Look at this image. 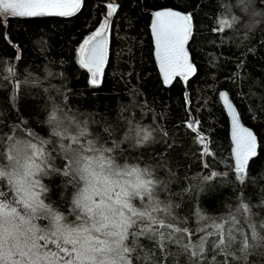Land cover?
I'll return each mask as SVG.
<instances>
[{
  "label": "trees",
  "instance_id": "1",
  "mask_svg": "<svg viewBox=\"0 0 264 264\" xmlns=\"http://www.w3.org/2000/svg\"><path fill=\"white\" fill-rule=\"evenodd\" d=\"M109 3L117 10L108 18L107 63L93 87L75 49L108 17ZM165 7L191 15L187 48L196 68L187 80L176 77L170 86L156 69L149 31V12ZM233 16L236 23L220 31V21ZM222 91L258 140L244 184L235 179ZM54 108L86 125L90 138L105 146L118 143L112 153L117 164L150 168L164 181L167 190L160 199L179 204L174 215L192 233L185 239H216L212 221L200 220V211L215 220L243 202L252 207L254 223L264 219V0H250L248 10L240 0H84L68 18L0 17V136L28 139L29 131L59 143L46 123ZM136 129L150 131L151 139L137 143ZM197 132L211 154L202 153ZM212 171L228 176L204 182L201 177ZM42 182L49 189L45 202L66 211L65 197L73 191L67 178L55 173ZM218 223L222 236L230 227L237 236L236 228L248 231L247 225ZM128 243L133 246L131 237ZM134 247L132 264H188L175 242L166 240L161 248L158 238L140 236ZM205 254V264H264L258 249L241 256L235 245L231 255L205 245Z\"/></svg>",
  "mask_w": 264,
  "mask_h": 264
},
{
  "label": "snow or ice",
  "instance_id": "2",
  "mask_svg": "<svg viewBox=\"0 0 264 264\" xmlns=\"http://www.w3.org/2000/svg\"><path fill=\"white\" fill-rule=\"evenodd\" d=\"M240 2L245 10L249 9L250 0ZM81 4L82 0H0V17H68L75 15ZM107 7L111 17L117 6L109 3ZM150 15L155 56L164 85L170 86L175 76L187 80L188 73H196L186 50L192 33L191 15L171 9L156 10ZM108 17L78 49L79 66L91 74L88 83L93 87L100 84L101 66L105 61ZM236 20L235 16L221 20L219 30L232 27ZM3 37L11 43L6 31ZM9 74L14 75L12 69ZM219 99L231 116L235 179L244 184L246 169L258 155L256 137L241 126L229 96L221 92ZM46 123L54 126L51 135L59 143L29 131H26L28 139L0 136V175L7 177L0 179V264H132L130 254L140 236L158 238L161 248L166 240L175 242L188 264H205V245L225 255L232 254L233 245L241 256L256 249L264 255V219L254 223L249 204L242 202L234 212L230 210L228 217L215 220L202 211L197 212L200 220L212 221L216 239L210 242L202 239L199 243L185 239L192 233L174 215L179 204L160 199L159 194L167 190V184L150 168L120 166L112 155L119 148L118 143L105 146L106 142L90 138L87 126L61 109L54 108ZM62 125L67 126V131L75 128V133L66 135ZM134 136L137 143H144L151 139V132L136 129ZM205 139L200 137L201 142ZM21 153L23 165L19 162ZM204 154H211L207 147ZM58 158L64 161L63 165L57 166ZM20 167L24 169L23 174ZM55 173L66 177L73 189L65 197L66 211L45 203L49 189L42 179ZM217 176L227 177L228 173L212 171L201 179L209 182ZM49 217L53 218L50 224L37 223ZM218 221L230 222L233 227L247 225L248 231L236 228L237 236L230 227L228 235L222 236L223 224ZM161 229L169 231L165 233ZM130 237L133 246H129Z\"/></svg>",
  "mask_w": 264,
  "mask_h": 264
},
{
  "label": "water",
  "instance_id": "3",
  "mask_svg": "<svg viewBox=\"0 0 264 264\" xmlns=\"http://www.w3.org/2000/svg\"><path fill=\"white\" fill-rule=\"evenodd\" d=\"M83 1H84V0H82V4H83ZM82 4H81V6H82ZM80 8H81V7H80ZM166 9H171V10H174V11H178V12H180L181 14H186V13H184V12H182V11L177 10V9L167 8V7H165V8H159V9H156V10H166ZM156 10H153V11H156ZM153 11H150L149 13H151V12H153ZM42 17L68 18V17H70V16H68V17H62V16H38V17H18V18H26V19H28V18H42ZM151 21H152V17H151V15H150V20H149V31H150V35H151V39H152V55H153V60H154V62H155L156 69H157L158 74H159V76H160V79H161V81H162V83H163V74H162L161 71H160V66H159V63H158V61H157V59H156V56H155V46H154L153 36H152V32H151V27H150V26H151ZM106 37H107V43H108V36H107V34H106ZM107 43H106V45H105V61H104V63L102 64L101 67H104V66L106 65V63H107ZM186 50H187L188 53H189V50H188V48H187V45H186ZM189 62L192 63L190 53H189ZM192 64H193V63H192ZM192 75H193L192 73H188V76H192ZM176 77H180V76H175V77L172 79V81L170 82V85L172 84V82L174 81V79H175ZM163 84H164V83H163ZM222 92H224V91H222ZM220 93H221V92H220ZM224 93H225V92H224ZM221 103H222V101H221ZM222 105H223V103H222ZM224 110H225V112H226L227 119H228V134H229V141H230V154H231V158H232V164H233V167H234V163H235V161H234V157L232 156V152H231V150H232L233 147H235V145H234L233 142H232V125H231V116L228 114V112H227V110H226L225 108H224ZM239 120H240L241 126L247 128V129H248L249 131H251V132L253 133V135L256 137V142H257V152H258V140H257V136L255 135L254 131H253L250 127L246 126V125L241 121L240 118H239ZM191 126H192V125H191Z\"/></svg>",
  "mask_w": 264,
  "mask_h": 264
},
{
  "label": "rangeland",
  "instance_id": "4",
  "mask_svg": "<svg viewBox=\"0 0 264 264\" xmlns=\"http://www.w3.org/2000/svg\"><path fill=\"white\" fill-rule=\"evenodd\" d=\"M109 18V17H108ZM105 22V19L100 23V25L102 24V23H104ZM99 25V26H100ZM99 26L97 27V28H99ZM97 30V29H96ZM95 30V31H96ZM95 31H93V32H95ZM92 32V33H93ZM91 33V34H92ZM91 34H89V35H87L86 37H84L79 43H78V45H77V47H76V49H75V58H76V61H77V63H78V60H79V56H78V49H79V47H80V45L83 43V41L85 40V39H87ZM79 64V63H78ZM88 75H89V79L91 78V74L88 72ZM75 128H69V133L70 134H74L75 133V131L76 130H74ZM195 130H196V128H195ZM197 131V130H196ZM198 133V135H197V139H198V141H199V143L201 144V146H202V153L204 154V150H205V147H207V139H205L203 142H201V140H200V137L201 136H203V135H201L199 132H197ZM204 137V136H203ZM120 166H123V165H120ZM137 203H138V201H137ZM39 223H41V224H46L47 222L46 221H39ZM49 247L50 248H52L53 246H51V245H49Z\"/></svg>",
  "mask_w": 264,
  "mask_h": 264
},
{
  "label": "clouds",
  "instance_id": "5",
  "mask_svg": "<svg viewBox=\"0 0 264 264\" xmlns=\"http://www.w3.org/2000/svg\"><path fill=\"white\" fill-rule=\"evenodd\" d=\"M53 125H51V133L53 132ZM67 129V126L66 125H62L61 126V130H65V133H66V135L67 134H70L69 133V131H67L66 130ZM16 155V153H14V156ZM19 162H20V165H23L24 164V158H23V155H22V153L19 155ZM125 165H128V167L129 168H131V167H139V165H135V164H133V165H129V164H125ZM20 172H21V174H23V171H24V169H23V167H20ZM0 179H4V180H6L7 179V177L6 176H3V175H0ZM46 203V202H45ZM46 207H51V205H47L46 204ZM53 218L52 217H49V219L48 220H46V224H50V222H51V220H52ZM37 223H39V221H37Z\"/></svg>",
  "mask_w": 264,
  "mask_h": 264
}]
</instances>
